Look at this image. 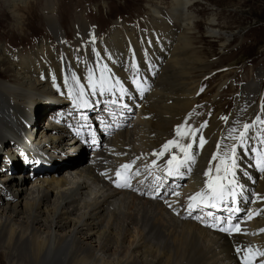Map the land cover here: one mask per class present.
Instances as JSON below:
<instances>
[{
    "label": "bare ground",
    "instance_id": "obj_1",
    "mask_svg": "<svg viewBox=\"0 0 264 264\" xmlns=\"http://www.w3.org/2000/svg\"><path fill=\"white\" fill-rule=\"evenodd\" d=\"M171 1L168 14L159 5L150 6L147 21L156 25L154 39H145L141 31L136 33L134 28L120 25L101 39L98 31L88 25L87 18L76 14L72 32L75 37L69 38L72 43L64 42L67 25L50 14L52 6L48 3L44 20L59 49L47 40L38 44L34 56H29L30 50L22 57L12 55L11 64L6 59L9 55L3 57L6 50L0 48V64L11 65L14 72L10 80L0 77V147L7 143L8 137L18 136L26 118L35 116L34 122L37 121L41 106L33 96L39 91L57 93L64 106L48 116L46 123L37 124L36 132L43 129V138L53 148L69 131V141L65 140L60 147L67 153L74 151L77 140L89 132L90 124L82 109L93 119L95 106L88 103L95 101L93 95L99 86L114 89L123 86L125 91L112 101L115 105L137 108L136 119L128 121L111 139L104 138L103 144L88 153L82 164L74 167L67 164L70 167L59 176L44 168L27 185L26 172L12 176L1 166L8 164L9 158L1 162L0 259L5 258L7 264H242L245 253H238L237 248L264 251V232L259 231L264 229V214H257L264 209V165L259 163L264 145L255 139L257 130L264 125L250 130L253 139L246 142L247 146H241L235 139L244 123L251 124L261 115L264 119V110L256 107L264 70H257L256 77L237 90L235 107L229 110L227 120L220 118L221 112L212 116L206 128L200 127L202 118L198 116L188 120L187 115L196 105L199 86L202 87L192 69L196 66L204 72L209 65L191 50L192 1ZM3 2L12 11L13 20L21 24L18 28L31 20L30 14L25 18L15 11L18 4L27 0ZM210 21L214 23L215 19ZM57 23L62 25V31ZM152 24L147 28H152ZM208 34L220 33L208 29ZM225 83H216L215 96H221ZM143 93L145 98H141ZM177 125H184L181 133L200 131L195 138L191 133L177 135ZM229 129H236L231 137ZM29 134L32 136L31 131ZM199 136L207 142L202 147L193 144L197 154L191 171L181 168L180 174L169 176L167 160L172 155L183 159L184 153L179 147L170 146L158 159L162 145L176 140L178 145L187 146ZM85 143L91 148L89 135ZM233 145L238 165L235 202L229 199L217 204V208L209 204L189 209L188 197L206 189L209 177H205V171L211 167L210 176L215 182L220 158H226L231 165L227 158L232 156ZM249 147L256 151H250ZM214 152L218 153L215 160ZM123 164H131L130 169L122 170L132 173L135 184L129 189H119L111 179ZM220 168L219 175L223 176L224 164ZM148 184L156 189L148 190ZM234 204L245 211L241 221H233V225L240 223L242 231H221L220 227H227L226 223L212 227L217 219L226 220L225 214L239 216L228 211V207L236 208ZM249 213L251 219L247 218ZM196 215L202 218L201 222ZM261 260L264 256H257L254 264Z\"/></svg>",
    "mask_w": 264,
    "mask_h": 264
},
{
    "label": "rangeland",
    "instance_id": "obj_2",
    "mask_svg": "<svg viewBox=\"0 0 264 264\" xmlns=\"http://www.w3.org/2000/svg\"><path fill=\"white\" fill-rule=\"evenodd\" d=\"M3 1L0 0V48L6 50V55L3 57L9 55L6 59L11 64L14 61L11 59L12 55L22 57L30 50L32 53L29 56H34L38 53V44L47 42V40H51L50 44L54 45L55 49H59L58 41L51 33L46 20H44L49 5L52 6L50 14L55 15L53 17L59 23L62 20L65 21L67 39L62 38V40L64 39L63 41L68 43L73 41L69 38L75 37L72 32L74 31L73 22L76 14H82L85 19L87 18L88 25L98 31V37L101 39L107 36L110 31H113L116 25L134 28L136 33L141 31L144 38L152 37L154 39L157 34L154 27L156 25L147 21L151 13L150 6L155 4L156 7L159 5L158 7L162 12L167 14L172 7L171 0H27L25 4H18L15 8L16 13L20 16L28 18L29 14L31 15V20L20 29L18 27L21 24L19 21L17 24V21L13 20L12 11L4 5ZM191 1L192 5L189 7V12L194 18V25L190 30V35L193 38L191 50L194 55L201 56L209 65V68L204 72L199 71L198 68H195L196 66L192 69L193 75L197 76V79L202 82V92L200 94L197 92V101L193 111L196 110L195 113H197L199 109L204 108L200 110L198 119L202 118L200 120L202 124L207 122L206 126L203 127L206 128L210 125V120L216 112H221V115L226 113L227 115L229 110L235 107L237 90L249 82L251 78L256 77L257 70H264V0ZM167 14L164 16L169 18L167 20L171 24L172 20ZM211 18L215 19L214 23L210 21ZM150 24H152V28L148 29L147 27ZM57 26L61 31L63 30L62 25L60 26L57 23ZM208 29H216L220 34L218 36L209 35ZM11 67L6 63L0 64V77L2 79L10 80V76L14 74ZM218 81L226 82L222 86L221 96H215V85ZM260 81L258 89L260 90L262 106H264V77ZM33 97L36 99L37 104L41 106V110L37 113V121L30 124L32 128L27 129V132L31 131L32 136L29 135V137L35 144L43 143L42 148L45 151L53 157L60 158L58 161L69 158L66 162L55 163L56 165L51 168L47 167L52 169L55 176H59L71 164L73 165L71 167L82 164L87 159L90 147L86 148L82 144V142H85L82 139L77 140L76 145L78 146L74 151L64 152L60 147L62 142L70 139L69 136L67 137L69 132L67 131L65 136L60 139V143L57 142L51 148L48 145L49 140L43 138L42 132L44 130L36 132V125L46 123L44 120L48 116L59 110L61 111L64 102L58 97L57 93L49 91L36 92ZM56 97L62 102L59 106L53 107L50 98L55 99ZM145 97L146 93H143L141 98ZM199 102L203 104L197 109ZM257 102H259V99ZM88 105L90 104L88 103ZM220 105L222 106L220 107ZM222 107H224L223 110H221ZM205 112H210V114L206 116ZM192 118L193 116L187 117L188 120ZM24 127L18 131V136L8 137L6 146L0 147V165L1 162L5 163V160L9 158L10 162L1 166H3L4 171H9L12 176L26 172L22 163L16 158L18 151L23 150L25 146V144L20 143L22 141L21 130ZM74 155L78 156L70 158ZM67 164L70 165L66 166ZM29 183L30 181L27 179L26 184L29 185ZM234 205L236 206V204ZM244 213L243 210L238 217L242 218ZM226 216L225 214L223 217ZM238 217H235L236 221H238ZM241 218L239 219L241 220ZM0 264H7L5 258L0 259Z\"/></svg>",
    "mask_w": 264,
    "mask_h": 264
},
{
    "label": "snow or ice",
    "instance_id": "obj_3",
    "mask_svg": "<svg viewBox=\"0 0 264 264\" xmlns=\"http://www.w3.org/2000/svg\"><path fill=\"white\" fill-rule=\"evenodd\" d=\"M80 95H84L83 89L80 91ZM87 103L84 104V107H87ZM222 119L227 120V117H222ZM205 122L202 124L200 127L203 128L206 126ZM264 125V119H261L259 116H257L256 120L253 121L251 124L249 123H244L243 124V131L239 133V136L235 137L236 140L240 142L241 146H247V141H250L253 139L249 135L250 130L253 128H257V125ZM184 127V125H177L176 127V134L177 135H189L188 132H183L181 133V129ZM199 129H196L195 131L191 132V135L195 138L197 137V133L199 132ZM236 129H229V137H231L232 132H235ZM256 140L259 141L261 145H264V128H259L257 130V135L255 137ZM207 141L203 138V136H199L198 139H194L191 143H189L187 146L183 145H178L176 140H169L167 141L164 145H162V150L160 151L158 155V159L164 155L165 152H167L170 148V146H176L180 148V151L184 153L183 159H178L176 155H172L170 159L167 160L168 164V169H167V174L169 176L180 174L181 173V168H184L187 172L191 171V164L195 163V156L196 152L193 149V144L198 143L200 147H202ZM221 147V143H217V149ZM250 151L255 152L256 149L249 147ZM232 156L227 158L231 160V165L226 162V158L221 157L220 158V164H224V175L221 176L220 171V164H217L216 166V180L213 182V179L210 176V173L212 171L211 167H209L208 170L205 171L204 175L205 177H209L205 181L206 189H202L199 192H196L195 194L191 195L188 197L189 203H188V208L189 209H196L200 206H210L211 207H216L217 202L224 204L226 203L229 199H231L233 202H235L237 193L235 191V188L237 187V181L235 180V170L237 169V161H236V145H233L231 148ZM155 154V153H154ZM260 159L259 163L264 165V153H260ZM218 153L214 152L212 159L215 160L217 159ZM132 163H135L133 161ZM156 161H153V164H155ZM211 164V161L209 162ZM131 164H123L116 170V180L113 181L117 187H124V186H130L129 180L132 175V173H127L121 177V172L124 169H130ZM136 175L139 173L136 172ZM229 175L232 176V179H228ZM122 179V182H121ZM178 195V194H177ZM260 199V197H257ZM171 207V205H169ZM229 212H236L239 213L242 210L239 207L236 208H231L228 207ZM257 214H264V209L258 210ZM211 215V214H209ZM248 219L252 218V214L249 213L247 216ZM221 223H226L227 227H220L221 231H235V232H241L242 229L240 227V223H235L233 225V220L232 217L229 216L226 218V220L222 221L220 219H217L216 223L211 225L212 227H217ZM260 232H264V229H260ZM237 252H244L245 254L242 256V264H254L255 258L257 256H264V251H259L258 249L253 251L251 247H248L246 249H241L237 248ZM259 264H264V260H261Z\"/></svg>",
    "mask_w": 264,
    "mask_h": 264
},
{
    "label": "trees",
    "instance_id": "obj_4",
    "mask_svg": "<svg viewBox=\"0 0 264 264\" xmlns=\"http://www.w3.org/2000/svg\"><path fill=\"white\" fill-rule=\"evenodd\" d=\"M45 121V120H44Z\"/></svg>",
    "mask_w": 264,
    "mask_h": 264
}]
</instances>
